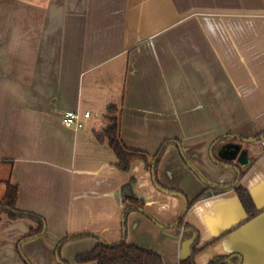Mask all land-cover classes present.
Returning <instances> with one entry per match:
<instances>
[{
	"label": "crops",
	"instance_id": "1",
	"mask_svg": "<svg viewBox=\"0 0 264 264\" xmlns=\"http://www.w3.org/2000/svg\"><path fill=\"white\" fill-rule=\"evenodd\" d=\"M109 106L151 168L120 170L97 140ZM68 111L90 113L82 130L65 126ZM263 132L264 0H0V194L17 186V210L45 222L24 240L38 222L2 215L25 264H56L57 245L79 236L60 246L73 260L124 240L180 264L199 238L197 264H264ZM223 137L253 142L223 160ZM237 184L262 210L245 224ZM208 187L224 191L182 218ZM129 189L142 208L128 212Z\"/></svg>",
	"mask_w": 264,
	"mask_h": 264
},
{
	"label": "trees",
	"instance_id": "2",
	"mask_svg": "<svg viewBox=\"0 0 264 264\" xmlns=\"http://www.w3.org/2000/svg\"><path fill=\"white\" fill-rule=\"evenodd\" d=\"M119 110L115 106H109L105 120L107 127L101 133H96L95 136L100 143H107L115 153L118 159V168L124 172L130 170L132 165L138 161L146 163L148 168H151L150 158L143 152L128 148L121 138V119ZM264 135V132L261 136ZM157 171V165L156 169ZM156 173V172H155ZM244 171L241 172V178L244 176ZM240 178V179H241ZM2 183L0 182V187ZM233 190L237 194L244 211L247 214V220L244 222L248 223L262 214L250 195V193L237 184L233 187ZM224 190L221 188L208 187L195 201L189 203L188 209L191 208L193 203L202 198L211 196V194H219ZM126 194V199L129 203L127 207L128 212L133 210V206L142 208V201L139 200L129 189ZM18 199V187L13 186L10 183L6 184V191L3 196L0 194V223L2 221V215L6 214L12 221L22 218H30L39 224V230L32 231L24 240L38 236L43 232L45 222L40 217L34 215L23 214L16 208ZM132 206V207H131ZM82 237V236H81ZM70 237L64 240L61 247L69 240H75L81 238ZM61 247L58 251V258L63 264H67L60 257ZM203 251V248L199 247V238L195 240L191 247V254L188 258L183 260L180 264H197L196 257ZM76 264H163L162 258L153 252L146 251L138 248L135 245H130L125 241L122 243L109 244L107 242H99L91 251L79 254L75 258ZM208 264H243L242 257L240 255H228V256H217L214 257Z\"/></svg>",
	"mask_w": 264,
	"mask_h": 264
},
{
	"label": "rangeland",
	"instance_id": "3",
	"mask_svg": "<svg viewBox=\"0 0 264 264\" xmlns=\"http://www.w3.org/2000/svg\"><path fill=\"white\" fill-rule=\"evenodd\" d=\"M245 158H243V160H245ZM8 235L5 237H1L0 238V264H10L11 262H9L11 259L15 258V260L21 261L22 264H25L24 262L27 261V258L25 256V254L23 253L24 251L22 250V245H23V241L20 239L18 242H11L13 239V236L15 235H11V232L8 231L7 233ZM65 245V244H64ZM61 246V243L57 245V247L55 248V253H54V257H55V262L56 264H63L59 258H58V251L59 248ZM62 254L60 253V257L62 259V257H69L70 259L68 260H64L67 264H76L75 260H73L74 255L73 252L69 253V255H67V247L64 249H61ZM78 254V253H77ZM63 260V259H62Z\"/></svg>",
	"mask_w": 264,
	"mask_h": 264
},
{
	"label": "water",
	"instance_id": "4",
	"mask_svg": "<svg viewBox=\"0 0 264 264\" xmlns=\"http://www.w3.org/2000/svg\"><path fill=\"white\" fill-rule=\"evenodd\" d=\"M232 141V142H230ZM253 142V140H245V139H239V138H235V137H223L222 139H220L219 141H217L215 146H218L221 144L220 149H219V153L218 155L221 157V159L223 160H234L237 157V153L242 149L243 144L242 143H251ZM243 156L240 158V161L243 160V158H245L246 155V150L243 151ZM155 165L153 166V176H155ZM239 178H241V173H238ZM155 180V179H154ZM188 206L189 204L186 202V208L184 211V214L182 216V218H184V215L186 214L187 210H188ZM124 242V240L122 241Z\"/></svg>",
	"mask_w": 264,
	"mask_h": 264
},
{
	"label": "built area",
	"instance_id": "5",
	"mask_svg": "<svg viewBox=\"0 0 264 264\" xmlns=\"http://www.w3.org/2000/svg\"><path fill=\"white\" fill-rule=\"evenodd\" d=\"M90 118V113L82 114L76 111H68L64 116V124L68 128L82 130L85 127V121Z\"/></svg>",
	"mask_w": 264,
	"mask_h": 264
}]
</instances>
